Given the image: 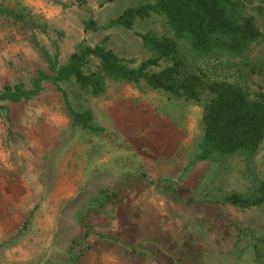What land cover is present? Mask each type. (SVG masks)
Here are the masks:
<instances>
[{"label": "rangeland", "instance_id": "rangeland-1", "mask_svg": "<svg viewBox=\"0 0 264 264\" xmlns=\"http://www.w3.org/2000/svg\"><path fill=\"white\" fill-rule=\"evenodd\" d=\"M147 1L155 0H0V91L31 88L38 70L52 75L50 59L65 64L78 45L101 43L134 65L154 55L137 33L169 34L163 16L137 19L131 29L106 26ZM238 1L260 38L239 56L182 57L189 70L238 82L254 97L264 88V0ZM88 19L96 30L84 28ZM83 69L102 75V93L79 89L73 78L57 86L45 79L29 99L0 101V264H250L248 249L241 258L231 252L232 223L264 231V202L242 208L221 200L249 195L264 179V138L250 160L242 153L195 160L206 89L194 102L105 76L94 57ZM63 93L103 130L72 124ZM102 189L118 194L100 206Z\"/></svg>", "mask_w": 264, "mask_h": 264}, {"label": "trees", "instance_id": "trees-1", "mask_svg": "<svg viewBox=\"0 0 264 264\" xmlns=\"http://www.w3.org/2000/svg\"><path fill=\"white\" fill-rule=\"evenodd\" d=\"M152 15L163 16L170 31L166 35L137 33L154 55L134 65V57L119 56L101 43L78 45L65 64H59L56 57L50 59L52 75L38 70L31 88H24L21 83L5 85L0 91V101L29 99L39 93L41 81L45 79L57 86L59 81L73 78L79 89L93 95L100 94L105 88L102 75L83 69L94 57L103 75L134 84L144 82L148 88L161 90L169 96L200 102L201 90L206 89L209 96L203 103L202 134L194 159H206L215 153H242L250 160L264 138V88L251 97L238 82L209 79L201 71L189 70L182 53L189 51L196 57L214 58L242 55L262 35L254 16L244 14L238 0H155L123 8L107 21L106 26L131 29L137 19ZM84 28L96 30L98 25L88 19L84 21ZM163 58H169L171 62L159 67ZM63 99L72 124L92 132L103 130L93 123L90 109H74L65 93ZM101 193L103 199L99 205L103 206L107 197H115L118 191L102 189ZM221 202L242 208L261 205L264 202V179L259 181L253 193L244 195L232 191L225 194ZM79 220L85 227L84 234H87L88 223L83 216ZM232 228L235 232L233 256L241 258L248 249L250 264H264V231L237 223H232ZM81 250L74 260L82 256Z\"/></svg>", "mask_w": 264, "mask_h": 264}]
</instances>
